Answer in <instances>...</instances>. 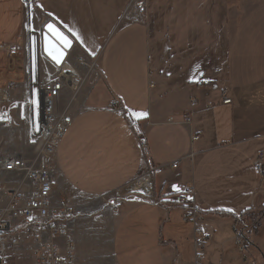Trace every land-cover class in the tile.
Wrapping results in <instances>:
<instances>
[{"label":"crops","instance_id":"0c3cea01","mask_svg":"<svg viewBox=\"0 0 264 264\" xmlns=\"http://www.w3.org/2000/svg\"><path fill=\"white\" fill-rule=\"evenodd\" d=\"M36 3L38 27L53 22L73 42L69 58L94 62L81 99L63 92L74 118L53 171V203L74 213L68 224L77 264H194V225L176 205L186 189L210 236L204 264H242L234 217L264 206V171L255 168L264 153V2L243 0L238 9L226 0L220 24L207 27L223 47L216 57H204L208 42L196 18L187 56L165 54L172 27L192 15L185 2L149 9L146 23L126 18L139 0ZM24 22L22 0H0V88L15 83L21 97L25 73L1 49ZM263 235L264 220L257 264H264Z\"/></svg>","mask_w":264,"mask_h":264},{"label":"built area","instance_id":"2783aa9c","mask_svg":"<svg viewBox=\"0 0 264 264\" xmlns=\"http://www.w3.org/2000/svg\"><path fill=\"white\" fill-rule=\"evenodd\" d=\"M25 22L22 35L26 39L25 92L21 99H14L20 87L15 83L0 88V129L16 130L25 124L26 141L33 146L36 157L32 160L24 154L12 153L0 145V264H20L31 255L33 264H77L75 247L68 220L73 216L69 208L62 209L53 203V171L60 142L69 132L74 115L62 109L63 92L70 90L62 66L55 65L43 51V27L36 28V0H22ZM141 10V9H140ZM129 21H139L140 16L126 15ZM81 68L94 62L85 57L75 60ZM89 63V64H88ZM79 75V74H78ZM80 81H82L79 75ZM80 84V83H79ZM79 89V88H78ZM76 89V92L78 91ZM17 93V94H15ZM196 99L192 105H197ZM223 104H232V99L223 97ZM213 103L207 105L211 109ZM115 110L124 113L118 101H113ZM64 110V111H63ZM192 121V114L187 116ZM200 137H194L197 141ZM146 148V138H140ZM179 162L173 164L178 167ZM258 172L264 171V153L255 161ZM11 175L14 178H6ZM178 196L177 206L183 208L182 219L194 225V264H204L210 236L206 234L204 215L188 193ZM235 222V244L242 264H256L238 235Z\"/></svg>","mask_w":264,"mask_h":264},{"label":"rangeland","instance_id":"374dc122","mask_svg":"<svg viewBox=\"0 0 264 264\" xmlns=\"http://www.w3.org/2000/svg\"><path fill=\"white\" fill-rule=\"evenodd\" d=\"M242 1L243 0H234V5H236V6L239 5V7H238V9H239L241 7V5L243 4ZM255 1H256V3H263L264 2V0H255ZM182 2H185L184 4L186 5V7H188L190 5L188 8L190 9V12L192 15H188L187 19L189 18L190 20L188 19V23L186 25H184V26L179 25V23L176 22L177 25L172 27V29L173 28H177V29H176V31L172 30L171 44L168 45V42L165 43V46H164L165 54L167 56H169L170 55L169 50H172L173 57H180V56L186 57L187 56L186 48L188 47L189 49H191L195 44V42H192V40H191V37H192L191 33L192 32H190V33L188 32V29L190 28L189 23L192 22V19H195V18H196L198 29L200 27H202V25H203V29L202 28L201 29H202L204 41L208 42V44L205 46V49H204V57H206V56L216 57V55L222 54L223 47L220 46L219 44H215L212 41V31L213 30L211 31V29L210 28L207 29V27L208 26L211 27L214 24L216 26H218L220 24L221 16H222L221 15L222 7H223L224 3L226 2V0H208V1H205V0H139V4H137V8L139 7V10L141 9L140 11H141L143 19H141L139 21H133V22L134 23H146L148 20L146 15H148L149 9H151V11H153L155 8H158V7H162V9H166L170 6L181 5ZM201 5H204V6H201ZM207 6H209V7L207 8ZM200 8H202V9H200ZM206 9H207V12H206ZM210 13L213 14V20H212V17H210ZM127 14H129V12ZM145 16H146V18H145ZM35 25H36V28H39L38 27L39 26L38 20H37L36 16H35ZM184 35H185V38L183 40H180V38L184 37ZM26 43H27L26 39L24 38V36L22 35V32H21L19 34L18 38L14 42L10 43L9 45H7L1 49V51L4 52L8 58H10V59L12 58L13 60H16L13 62V64H15L17 71L20 73L23 71L25 73V70H26V67H25ZM151 46H154V39L151 41ZM179 50H181V52L177 53V51H179ZM14 56H18V57H14ZM7 57H5V58H7ZM151 57H157V54L153 53V55ZM71 58L72 57L69 58L70 66H68L67 68L72 69L74 71V73H76V71H77V73L81 76L82 81H80L79 89L76 92L77 96H79V99H81V97H82L81 88L84 85H87L89 83L91 76H90V78H87V74L89 72L88 66H85V68H81L82 67L81 65H77L75 63V60H76L75 58H77V57H73V59H71ZM67 61H68V59L64 62V64ZM89 65L94 68V66H92V64H89ZM71 66H73L74 69ZM90 71H91V69H90ZM7 81H9V79ZM14 99H16V100L21 99V96L18 94L16 97H14ZM79 99L77 100V102L79 101ZM64 101L62 103L61 108L64 109L65 111H68L67 110L68 108H66L67 106L66 107L64 106V104H65ZM64 138L60 142V145L58 147V151L61 150V148L64 144ZM0 145L4 149L8 150L9 152L19 153V154L22 153L25 155L26 158H28L30 160H32L36 157V153H35V150L33 149V146H30L26 141V130H25V124L24 123L22 124V126L20 128H18L16 130L0 129ZM6 178L9 179V178H14V177H12L11 175H8ZM9 181H10V179H9ZM257 240H258V238H257ZM259 243L262 246H264V235L259 238ZM254 252H251L248 250L249 255L252 256L253 260H255V262L257 264V260H258L257 257L259 256V253H254ZM20 264H33V260H32L31 255L27 254V256L22 258L20 260Z\"/></svg>","mask_w":264,"mask_h":264},{"label":"water","instance_id":"95a60500","mask_svg":"<svg viewBox=\"0 0 264 264\" xmlns=\"http://www.w3.org/2000/svg\"><path fill=\"white\" fill-rule=\"evenodd\" d=\"M49 24L53 25V27L61 33L65 39L59 38L56 33L49 29ZM42 37L43 51L46 57H48L55 65L62 66L67 60L68 52L71 50L73 42L57 25L50 21L45 24Z\"/></svg>","mask_w":264,"mask_h":264},{"label":"trees","instance_id":"16d2710c","mask_svg":"<svg viewBox=\"0 0 264 264\" xmlns=\"http://www.w3.org/2000/svg\"><path fill=\"white\" fill-rule=\"evenodd\" d=\"M227 216L228 214H223ZM228 216H231L230 214ZM237 233L243 240L245 248L251 252L257 251L255 237L259 232L261 223L264 220V206L261 210H248L239 216H235Z\"/></svg>","mask_w":264,"mask_h":264},{"label":"bare ground","instance_id":"6f19581e","mask_svg":"<svg viewBox=\"0 0 264 264\" xmlns=\"http://www.w3.org/2000/svg\"><path fill=\"white\" fill-rule=\"evenodd\" d=\"M131 10V11H130ZM129 14L126 15H133L135 18H138L140 16V10L139 7H133L131 9H129ZM67 62L62 66V69L64 70L66 74L67 79L70 81V90L72 91V93L74 95H76V89H78L79 87V75L77 73H74V71L72 69L67 68ZM126 112V111H125ZM125 114V113H124Z\"/></svg>","mask_w":264,"mask_h":264},{"label":"snow or ice","instance_id":"6c2138e0","mask_svg":"<svg viewBox=\"0 0 264 264\" xmlns=\"http://www.w3.org/2000/svg\"><path fill=\"white\" fill-rule=\"evenodd\" d=\"M48 27H49V29H51L54 33H56V35H57L59 38H61V39H65V38L62 36V34L59 33V32L53 27V25L49 24ZM65 42L67 43L66 40H65ZM58 62H59V61H58ZM177 190H179V189H177Z\"/></svg>","mask_w":264,"mask_h":264}]
</instances>
